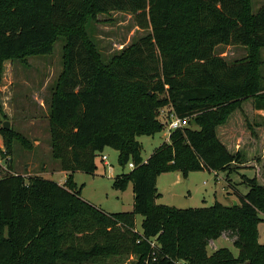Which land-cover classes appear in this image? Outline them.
<instances>
[{
  "label": "trees",
  "instance_id": "obj_1",
  "mask_svg": "<svg viewBox=\"0 0 264 264\" xmlns=\"http://www.w3.org/2000/svg\"><path fill=\"white\" fill-rule=\"evenodd\" d=\"M111 10L131 12L149 31L105 60L86 24ZM58 28L66 41L51 100L50 145L70 174L64 184L38 174L0 177V264H83L109 255H136V264H264L256 228L264 214L259 173L243 175L249 190L236 192L237 205L157 203L162 172L231 173L253 165L260 171L250 150L237 144L234 118L247 101L264 109V3L255 10L253 0H0V72L3 59L51 52ZM221 45L245 47L247 54L230 60L217 52ZM165 107L188 123L145 160L138 137L165 127ZM246 127L255 150L264 117L252 123L246 116ZM0 134L8 156L15 140L34 148L14 127L2 125ZM106 147L118 150L122 166L134 163L112 184L123 191L133 183L131 211L106 212L84 199L74 180L77 171L96 173ZM222 235L238 255L228 247L208 253Z\"/></svg>",
  "mask_w": 264,
  "mask_h": 264
},
{
  "label": "rangeland",
  "instance_id": "obj_2",
  "mask_svg": "<svg viewBox=\"0 0 264 264\" xmlns=\"http://www.w3.org/2000/svg\"><path fill=\"white\" fill-rule=\"evenodd\" d=\"M264 0H253L256 10ZM98 50L105 60L137 41L148 33V29L136 25L133 14L129 11L111 10L96 13L86 24ZM66 31L57 29V38L51 52L47 54L31 53L24 57L7 58L2 60L0 72V126L9 120L11 127L23 134L27 139L35 142L36 147L29 149L18 140L14 141L11 155L6 153L3 138L0 134V177L14 172L25 176L43 173L46 178L64 183L66 177L60 171L59 162L51 152L50 145V111L53 91L64 70V44ZM217 52L226 55L230 60L243 57L246 52L242 46H218ZM264 54V48L262 49ZM150 93V92H149ZM244 111L236 114L234 121H238L239 130L237 144L250 150L248 157L255 160L261 168L255 165L233 170H195L184 174L181 171L162 172L157 179L160 196L157 203L179 208L209 207L216 201L231 205L234 199L239 201V195L246 194L249 187L244 182L243 175L255 177L259 173L264 182V133L255 138L256 149L248 148L252 140L250 131L246 127V116L250 122L262 120L260 113L255 115L252 104H244ZM6 112V115L5 113ZM169 107L161 110L160 119L166 123L165 127L154 135H142L138 140L142 144V156L146 160L153 150L168 141L170 130L168 122ZM237 124V123H236ZM198 127L196 124H192ZM258 131L260 129H257ZM261 132V130H260ZM37 142V143H36ZM261 151V152H259ZM5 153V155H4ZM107 155L103 161L101 155ZM119 152L112 147H106L96 158L98 170L95 174L77 171L74 180L78 187H82V197L106 212L131 211L134 205L133 183L129 182L123 191L112 187L113 178L119 174L128 173L132 167L122 166L118 161ZM252 162V161H251ZM231 185V186H230ZM228 191L232 192L230 195ZM236 192L238 194H236ZM260 220L256 223L259 231V241L264 243V214L259 213ZM143 216L137 215V227L141 229ZM252 226V223L249 224ZM156 242L157 240L154 239ZM154 241V242H155ZM228 247L235 255L239 249L233 241L222 235L211 241L207 247L208 253ZM136 255L97 257L83 264H136Z\"/></svg>",
  "mask_w": 264,
  "mask_h": 264
},
{
  "label": "built area",
  "instance_id": "obj_3",
  "mask_svg": "<svg viewBox=\"0 0 264 264\" xmlns=\"http://www.w3.org/2000/svg\"><path fill=\"white\" fill-rule=\"evenodd\" d=\"M171 116L172 117L170 118V120L168 122V128H169L170 132L172 130L180 128V127H182V126H184V125H186L188 123L187 122V120H188L187 117L182 118V117H179V116H177L175 114H172ZM101 158H102L103 161H107V159H108L107 155H105V154H102ZM129 165L132 168L134 167V163L133 162H130ZM179 264H184V263L180 262Z\"/></svg>",
  "mask_w": 264,
  "mask_h": 264
},
{
  "label": "crops",
  "instance_id": "obj_4",
  "mask_svg": "<svg viewBox=\"0 0 264 264\" xmlns=\"http://www.w3.org/2000/svg\"><path fill=\"white\" fill-rule=\"evenodd\" d=\"M226 46H232V45H226ZM244 48V50H245V52H246V54H247V49L245 48V47H243ZM264 48V47H263ZM262 48V49H263ZM262 49H261V55H262V58H263V61H264V54L262 53ZM245 54V55H246ZM222 55V54H221ZM222 56H224V57H226V55H222ZM227 58V57H226ZM261 71H262V75H263V77H264V64L263 65H261ZM247 102H250L251 103V101H247ZM246 102V103H247ZM252 104V103H251ZM252 108H253V106H252ZM254 109V108H253ZM254 111V113H255V115H257L258 113H260L259 115H261V119H262V117H264V109H254L253 110ZM5 113V115H6V112H4ZM7 116V115H6ZM11 123V122H10ZM262 132L264 133V128L262 129ZM37 143V142H36ZM34 144V147H36L35 145H37V144H35V142L33 143ZM56 172H58V173H60L62 176H64V177H66V179H67V177H68V175L70 174V172H68V171H64V170H61L60 169V171H56ZM75 174V173H74ZM39 175H42V176H45L43 173L41 174V173H39ZM66 181V180H65ZM61 184V183H60ZM62 184H64V183H62ZM160 193V192H159ZM161 194V193H160Z\"/></svg>",
  "mask_w": 264,
  "mask_h": 264
},
{
  "label": "water",
  "instance_id": "obj_5",
  "mask_svg": "<svg viewBox=\"0 0 264 264\" xmlns=\"http://www.w3.org/2000/svg\"><path fill=\"white\" fill-rule=\"evenodd\" d=\"M3 126H4V128H6V129H10V128H11V123H10V121H9V120H6V121L4 122V124H3ZM233 204H234V205H237V204H238L237 200L234 199ZM244 264H250V261H247V262L244 263Z\"/></svg>",
  "mask_w": 264,
  "mask_h": 264
}]
</instances>
